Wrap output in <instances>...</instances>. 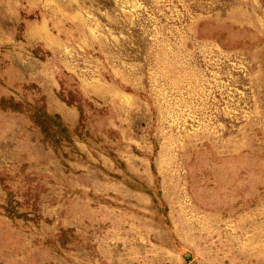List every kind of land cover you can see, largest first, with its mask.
Returning a JSON list of instances; mask_svg holds the SVG:
<instances>
[{"label":"rangeland","instance_id":"1","mask_svg":"<svg viewBox=\"0 0 264 264\" xmlns=\"http://www.w3.org/2000/svg\"><path fill=\"white\" fill-rule=\"evenodd\" d=\"M0 264H264V0H0Z\"/></svg>","mask_w":264,"mask_h":264}]
</instances>
